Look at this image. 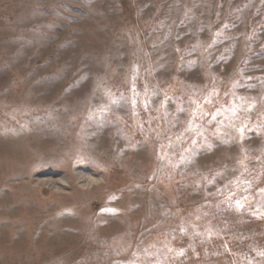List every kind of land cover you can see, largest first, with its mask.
Segmentation results:
<instances>
[{
	"label": "rangeland",
	"instance_id": "1",
	"mask_svg": "<svg viewBox=\"0 0 264 264\" xmlns=\"http://www.w3.org/2000/svg\"><path fill=\"white\" fill-rule=\"evenodd\" d=\"M0 264H264V0H0Z\"/></svg>",
	"mask_w": 264,
	"mask_h": 264
}]
</instances>
